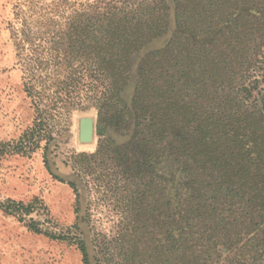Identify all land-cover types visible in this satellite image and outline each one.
Instances as JSON below:
<instances>
[{
    "label": "trees",
    "instance_id": "16d2710c",
    "mask_svg": "<svg viewBox=\"0 0 264 264\" xmlns=\"http://www.w3.org/2000/svg\"><path fill=\"white\" fill-rule=\"evenodd\" d=\"M176 1L177 15L186 24L195 0ZM240 1L239 17L264 9V0L260 7L259 0ZM226 3L208 0L207 7L215 4L227 16ZM146 8L136 12L105 9L96 25H69L68 32L58 36L56 32L53 44L61 48L51 59L39 56L23 62L22 86L33 109L32 124L17 139L3 143L0 155H30L41 149L46 169L61 181L52 170L57 152L51 146L58 133L52 120L61 110L69 115L80 108L83 98L77 93L88 88L91 93L83 97L91 100L99 121L123 131L128 139L117 144L106 138L94 153L72 155L74 177L83 184L82 178L88 177L100 191L118 176L128 191L145 159L151 184L157 164L163 161L171 179L177 172L185 174L182 191L168 196L163 212L168 262L174 249L194 246L204 253L219 247L248 248L264 261V92L257 91L250 100L252 81L245 84L250 75H242L244 47L241 42L197 44L195 29L181 25L177 39L141 60L128 104L123 91L133 54L165 30L164 20L144 17ZM106 154L114 161L112 168L99 170L92 165ZM75 183L68 185L77 190ZM35 203L7 199L0 203V211L24 222L31 231L75 243L83 264H90L81 237L56 235L40 227L39 221L26 218L38 208ZM124 206L129 214L130 201Z\"/></svg>",
    "mask_w": 264,
    "mask_h": 264
},
{
    "label": "rangeland",
    "instance_id": "374dc122",
    "mask_svg": "<svg viewBox=\"0 0 264 264\" xmlns=\"http://www.w3.org/2000/svg\"><path fill=\"white\" fill-rule=\"evenodd\" d=\"M114 1L0 0V146L17 139L32 124L33 109L22 86L23 62H31V58L39 56L51 59L61 48L53 44L58 39L54 37L56 32L57 36L68 32L69 25H96L107 9L118 12L131 8L136 12L147 7L144 17L165 21L163 33L144 43L133 54L129 79L123 91L128 104L134 95L141 60L165 49L171 39H177L176 32L181 25L195 29L197 44L241 42L245 60L242 75L245 78L250 75L244 83L252 81L249 84L253 95L250 100L257 91L264 92V9L260 13L245 11L239 17L241 1L227 0L229 14L222 16L215 4L211 9L207 7L208 0H195L194 13L188 14V23L181 24L176 0ZM124 1H127L126 5H123ZM259 3V7L262 6V0ZM218 15L222 19H218ZM236 16L239 18L231 22ZM254 79L257 82H253ZM85 92L91 93L88 88L77 93L83 98L80 108L72 110L69 115L61 110L52 120L58 130L51 146L57 152L52 170L61 181L46 169L41 149L30 155H0V203L7 199L23 203L35 200L38 208L26 218L39 221L40 227L56 235L81 237L90 264H264L263 256L258 253L234 247L229 251L222 247L219 251L208 249L205 253L195 246L176 248L171 251L172 262L167 261L163 212L168 196L176 190L182 191L185 174L177 172L171 179L163 161L157 164V176L153 177L155 181L151 184V171L145 159L143 162L146 163L138 171V179L130 182L128 191L118 176L100 191L93 187L88 177L82 178L84 184L74 177L72 155L92 154L106 138L114 139L117 144L128 139L123 131L99 121L91 100L83 97ZM82 117L94 120V136L90 143L78 140ZM92 165L99 170L110 169L114 161L106 154ZM70 181L76 182L77 190L68 185ZM127 200L131 203L129 214L124 206ZM193 232L194 244L195 230ZM0 264H83V256L75 243L31 231L24 222L0 211Z\"/></svg>",
    "mask_w": 264,
    "mask_h": 264
},
{
    "label": "water",
    "instance_id": "95a60500",
    "mask_svg": "<svg viewBox=\"0 0 264 264\" xmlns=\"http://www.w3.org/2000/svg\"><path fill=\"white\" fill-rule=\"evenodd\" d=\"M94 120L92 117H82L79 120L78 140L81 143H90L94 136Z\"/></svg>",
    "mask_w": 264,
    "mask_h": 264
}]
</instances>
